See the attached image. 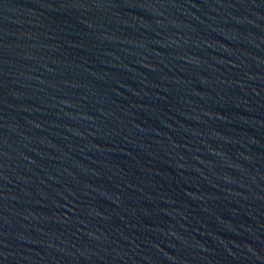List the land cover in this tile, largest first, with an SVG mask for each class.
Here are the masks:
<instances>
[{
	"label": "water",
	"instance_id": "water-1",
	"mask_svg": "<svg viewBox=\"0 0 264 264\" xmlns=\"http://www.w3.org/2000/svg\"><path fill=\"white\" fill-rule=\"evenodd\" d=\"M0 264H264V0H0Z\"/></svg>",
	"mask_w": 264,
	"mask_h": 264
}]
</instances>
